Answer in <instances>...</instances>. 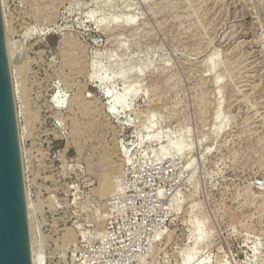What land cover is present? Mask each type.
<instances>
[{
    "label": "rangeland",
    "instance_id": "374dc122",
    "mask_svg": "<svg viewBox=\"0 0 264 264\" xmlns=\"http://www.w3.org/2000/svg\"><path fill=\"white\" fill-rule=\"evenodd\" d=\"M0 10L43 264H264V0Z\"/></svg>",
    "mask_w": 264,
    "mask_h": 264
},
{
    "label": "water",
    "instance_id": "95a60500",
    "mask_svg": "<svg viewBox=\"0 0 264 264\" xmlns=\"http://www.w3.org/2000/svg\"><path fill=\"white\" fill-rule=\"evenodd\" d=\"M0 264H30L24 185L0 10Z\"/></svg>",
    "mask_w": 264,
    "mask_h": 264
},
{
    "label": "built area",
    "instance_id": "2783aa9c",
    "mask_svg": "<svg viewBox=\"0 0 264 264\" xmlns=\"http://www.w3.org/2000/svg\"><path fill=\"white\" fill-rule=\"evenodd\" d=\"M262 183L258 184L261 185ZM129 229L128 227H126ZM125 230H120L118 227L114 229L113 226L110 225L104 233L100 236L99 242L97 247L94 249H91L87 253L89 255H93L95 257V260L102 261L104 259V254L109 247L114 245L117 247L118 245H121L123 241L125 240L124 237L126 235Z\"/></svg>",
    "mask_w": 264,
    "mask_h": 264
},
{
    "label": "bare ground",
    "instance_id": "6f19581e",
    "mask_svg": "<svg viewBox=\"0 0 264 264\" xmlns=\"http://www.w3.org/2000/svg\"><path fill=\"white\" fill-rule=\"evenodd\" d=\"M5 33V32H4ZM5 38V37H4ZM7 42V40H6ZM4 41V43H6ZM9 43V42H7ZM6 43V44H7ZM9 46V45H8ZM7 47V46H6ZM10 47V46H9ZM9 47H7L9 49ZM7 49V50H8ZM6 50V51H7ZM10 51V50H8ZM7 51V59H8V65H9V60L11 61L10 57H11V54L10 52ZM14 57V56H13ZM19 62L16 61L15 64H18ZM10 68V67H9ZM12 81V80H11ZM13 85H12V93H13V97H14V89H13ZM16 119L18 118V114L16 112ZM18 141H19V144H20V134H18ZM21 149V148H20ZM19 149V150H20ZM24 193H25V210H26V218H27V231H28V239H29V255H30V264H43V256L41 255V253H39L37 250H36V247H35V242L33 240V233L31 232V225H30V221H29V217H30V205L27 204V201H26V186H24ZM32 213V212H31ZM32 233V234H31ZM39 247V246H38Z\"/></svg>",
    "mask_w": 264,
    "mask_h": 264
}]
</instances>
